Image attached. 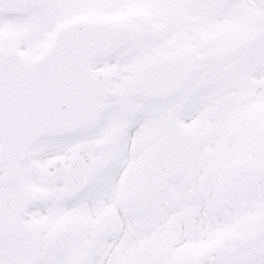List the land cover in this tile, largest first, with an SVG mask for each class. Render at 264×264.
Returning <instances> with one entry per match:
<instances>
[{
  "label": "snow or ice",
  "instance_id": "obj_1",
  "mask_svg": "<svg viewBox=\"0 0 264 264\" xmlns=\"http://www.w3.org/2000/svg\"><path fill=\"white\" fill-rule=\"evenodd\" d=\"M0 264H264V0H0Z\"/></svg>",
  "mask_w": 264,
  "mask_h": 264
}]
</instances>
